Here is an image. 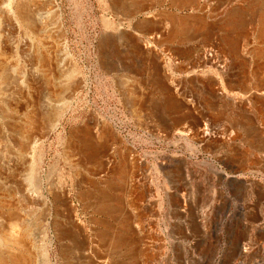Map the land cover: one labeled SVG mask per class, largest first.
Here are the masks:
<instances>
[{"label": "rangeland", "instance_id": "374dc122", "mask_svg": "<svg viewBox=\"0 0 264 264\" xmlns=\"http://www.w3.org/2000/svg\"><path fill=\"white\" fill-rule=\"evenodd\" d=\"M208 1L56 0L60 33L49 46L52 63H43L46 79L28 77L25 90L14 88L9 104L0 103L26 119L34 135L45 136L33 150L37 199L22 204L12 198L0 207L13 217L29 213L33 236L25 238L29 254L22 264H264L257 218L261 213L264 219V159L237 162L242 141L219 144L222 133L231 132V114L223 102L209 105L202 87L221 92L222 84L214 86L220 74L202 63L193 82L185 78L201 48L228 62L225 80L262 70V0H240L220 12L214 11L218 0ZM240 10L247 19L235 15ZM154 37L157 44L146 50ZM58 45L68 48L73 90L63 106L47 112L46 97L61 95L53 64ZM15 54L27 72L24 50ZM171 78L184 93L176 92ZM175 122L190 125L187 136L173 132L169 124ZM204 128L211 129L210 142L202 138ZM175 196L178 206L171 203ZM61 230L83 233L86 254Z\"/></svg>", "mask_w": 264, "mask_h": 264}, {"label": "bare ground", "instance_id": "6f19581e", "mask_svg": "<svg viewBox=\"0 0 264 264\" xmlns=\"http://www.w3.org/2000/svg\"><path fill=\"white\" fill-rule=\"evenodd\" d=\"M200 1L207 2L206 4H209L208 0H190V3L197 6V5H199ZM141 3H142V1H141ZM238 3H240V0H218L217 3H215V4L211 3V4L214 5V11L215 12H220V11H224V10L226 11V10L230 9L232 6L234 7V5L237 6ZM116 5H118V4H116ZM213 5H211V6H213ZM260 6L262 7V10H264V0H262V3L260 4ZM57 7H58V5H56V0H0V103H4L5 105L9 104V102L13 99L12 90L14 88L18 87L20 89L25 90V88H26L25 83H26V80L28 79V77H32L33 79H38V80L46 79V74L48 72L46 71L45 66H43L44 65L43 63H45L47 60L50 63H52L50 61V59H48V58H50L49 54L51 53L50 50L52 49V48H49V46L53 43H55V45H56V43H58L55 41H56V38H57L56 36L58 35V32L60 33V31H59L60 28L58 25L59 19H58V14H57L58 13ZM205 10H207V9H205ZM245 12L246 11H241V10L236 11L235 15L240 17L241 20H244V19H247ZM241 20H240V22H239V20L237 21L238 26L244 25L243 24L244 21L241 24ZM159 25H160V23H159ZM238 26H237V28H241ZM19 35L21 37H23L22 43H18L16 41V38ZM155 37L153 39L150 38L149 42H147V43L145 42L147 44V45H145L146 50L150 49L151 44L152 45L157 44L156 38H158V37H156V38ZM144 38H146V37H144ZM57 41H58V39H57ZM142 42H143V40H142ZM59 44H61V43H59ZM61 46H63V45H61ZM6 48H9V50L12 51V53L7 54V52L4 51V49H6ZM53 48H54V46H53ZM55 48L57 49V53H56V51L53 52L54 54L56 53V57L53 54L55 57V61H54V59H52V60L54 61L53 64L59 73L58 80H60L59 84H60V87H62V88H61V92H60L61 95L58 96L56 94V96H47L46 97L44 105H45V109L47 112L53 111L57 107L63 106L65 100H67L68 97H70V95H72L71 90H73V89H71L72 87H70L71 85L69 83L68 75H67V72L69 71L68 69L71 67V66L69 67L68 55L66 54L68 52H65L66 49H68V48H66V49L64 48V50H63V48L60 49L59 45L56 46ZM18 49L24 50L26 64H27V67H29L27 72H24V71H22V69H20V67L22 66L23 63L22 64L19 63L20 61L17 60L16 54L14 55V53L16 51L18 52ZM156 49H157V47H156ZM199 49H200V47H199ZM237 49H239V48H237ZM67 51H69V50H67ZM237 53L239 54L238 59H241L240 62L244 63V57L245 56L243 57V53L240 50H238ZM212 54H213V52H212ZM215 55L214 54L209 55V51L207 48H201L200 50L196 51L194 57H192V59H191V62L188 63V65H187V66H191L188 68L189 71H191V72H189V74H187V76L185 77L186 81L189 78L192 79V77L195 75V73H196V71L194 70L195 66L199 65V64L202 65V63H204V65H206V66L211 65L214 68V70L220 74V75L218 74L219 77H217V79L215 80L216 82L215 81H213V82H215L214 83L215 88H216V86L221 87L220 86L221 84L223 85L222 87H224V89L222 91L220 90L221 92H219L217 94L216 92H213V88L212 89L210 88V90H212V91H209L208 90L209 87L208 88H207V86L204 87V85H206V84H204L202 87L203 92H205V94H207V96H208L207 102H209V105L215 107L216 105L218 106V105H220L221 102H223V103H225L224 110H226V109L229 110L230 114H231L229 117V119H230L229 122L231 123V127H232L230 129L231 132L229 134H227L228 132L226 131L227 133L225 134V133H222L220 130V132L222 133L221 136L223 138L221 137L222 141L219 144H221L222 146H229L231 144H237L239 141H242L241 147L243 148V150H239L238 146H237V148L235 147L236 149H238L237 154L234 156L236 158L237 162L240 160H242L243 162L248 160V162L253 161V163H255L258 161V159L259 160L262 159V161H263V159H264V67L262 68V70L259 69L256 72H253V73L251 72L252 74L250 73L249 76H248V74H247V76L245 74L246 77L243 75H240V73L239 74L235 73V75H234L235 77L231 76V78H235L236 82L233 81L234 79L233 80L231 79L228 81L227 78H226L227 80H225V76H221L222 73L223 74L225 73V70H223V69H226L228 62H226L220 56H215ZM50 63H49V65H50ZM70 63H72V62H70ZM183 63H184V59H183ZM20 64H21V66H20ZM179 65H180V62H178V66ZM257 67H258V65H257ZM252 69H251V71H253ZM237 71H238V69L235 72H237ZM68 73H70V72H68ZM48 76H50V75H48ZM10 78H12V81H14V83H12L10 81ZM228 78H229V76H228ZM193 79H195V78H193ZM170 80H169L171 83L170 85L176 90L177 93L181 92V94H182V92L184 91V90L180 91V86H182V83L178 82L172 78ZM192 80H190V81L193 82ZM197 83L200 84L199 81H197ZM31 84H32V82H31ZM199 87H200V85H199ZM177 96H179V95H177ZM189 100H191V99H189ZM193 102H195V101H193ZM202 102H201V104H202ZM5 105H0V124H1V126H3V130L0 133V207H3V204L10 201L12 198H16L17 200L21 201V203L24 199H28V198L31 200L37 199V195L35 194L36 193L35 186H34L36 183L35 179L37 176H36V172H35L36 170L33 166L34 165L33 164V159H34L33 158V150H34L35 146L38 144V142L42 141L45 138V136L34 135L31 131H29V129H28L29 124H27L28 121L26 122V119H24L23 117H18V116L12 115L13 113H10L9 110L4 109ZM37 108H39V107H37ZM217 108H216V110H217ZM226 111H224V112H226ZM47 117H49V116H47ZM44 118H46V117H44ZM55 118H56V116H55ZM183 121H185V120H183ZM30 125H31V123H30ZM169 125H171L173 127V132H177V134H180L181 136H187V134L190 132V128H189L190 125L188 127H186V125L183 124V125H185V127L184 126L182 127V126H180L179 122H175L174 124L171 123ZM41 126H39V127H41ZM193 126H195V125H193ZM35 128H36V126H35ZM99 130H100V126L98 125L96 128L95 134H97L99 132ZM199 131H202V129ZM209 131H211V129L206 128L205 131H203L201 134V135H204L202 137L204 142H210L211 140H213V135ZM40 133H41V131H40ZM197 136H200V134L197 133ZM93 139H94V137H93ZM95 139H96V137H95ZM100 141H102V139ZM246 164H248V163H246ZM228 172H230V171H228ZM243 172H245V171H243ZM248 173H249V171H248ZM235 174H237V173H235ZM217 176H218L219 180H221L224 177L223 174H219ZM234 178L237 179L238 176L234 175ZM235 179H234V181H235ZM255 180L256 179H254V181ZM260 187L262 188V190L264 192V183ZM263 197H264V193H263ZM179 199H180V196H175L174 199L171 198V203L173 201L175 206H178ZM16 203H18V201ZM29 204H30V202H29ZM259 204H260V202H259ZM8 208L10 209V205ZM21 208H23V207H21ZM3 213H5V212H3ZM3 213L1 214V212H0V264H22L23 260L26 259V255L28 256V254H29V249H27V247H26L27 242L25 241V238H31L33 236L32 234H30V232H29L30 229L28 228L29 227V220H30V217L28 215L29 213L27 214V210L26 211L22 210L21 215L19 216L20 212L18 213L16 211V213H18V214L14 213L16 215L15 217H13L14 215L13 216L11 214L5 215ZM257 218L259 219V220L258 219L257 220L259 221V224H260L259 226L257 224V226L259 227V229L264 230V219L262 217V214L260 213L259 217H257ZM83 227H85V226H83ZM69 229H70V227H69ZM62 230H61V232H62L61 235L65 238L71 240L72 243L77 244L79 251L81 252L80 254L85 255L86 254L85 253L86 252V246L88 243L85 241L88 238H86L83 235V233H81V232L78 235V234L74 233L73 231L68 232V231H62ZM84 239H85V241H84ZM120 240H122V239H120ZM246 250H248V248ZM5 257L7 259H5Z\"/></svg>", "mask_w": 264, "mask_h": 264}]
</instances>
